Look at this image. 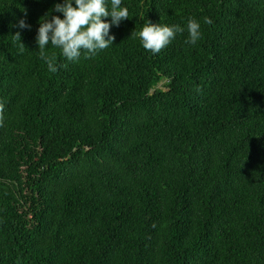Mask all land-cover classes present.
Returning a JSON list of instances; mask_svg holds the SVG:
<instances>
[{
  "label": "trees",
  "instance_id": "1",
  "mask_svg": "<svg viewBox=\"0 0 264 264\" xmlns=\"http://www.w3.org/2000/svg\"><path fill=\"white\" fill-rule=\"evenodd\" d=\"M59 2L0 0V264H264V0H123L113 45H49L51 72ZM188 17L195 45L135 35Z\"/></svg>",
  "mask_w": 264,
  "mask_h": 264
},
{
  "label": "clouds",
  "instance_id": "2",
  "mask_svg": "<svg viewBox=\"0 0 264 264\" xmlns=\"http://www.w3.org/2000/svg\"><path fill=\"white\" fill-rule=\"evenodd\" d=\"M53 13L62 14L55 15ZM110 18V19H108ZM129 18V9L123 0H62L55 3L39 20L36 44L51 72L57 71L55 55H46L47 47L59 48L68 61H77L82 52L85 58L113 45L114 36L110 34L112 26H119L122 20ZM204 24L211 25L210 18H204ZM18 27L30 28L24 19L19 20ZM187 31L186 44L195 45L202 36L200 22L188 17L186 27L180 24H153L147 21L135 33L141 46L153 54L168 46L178 34ZM20 41V35H15ZM21 49L24 46L20 43Z\"/></svg>",
  "mask_w": 264,
  "mask_h": 264
}]
</instances>
